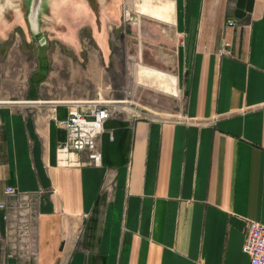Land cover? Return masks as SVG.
Masks as SVG:
<instances>
[{
	"label": "crops",
	"instance_id": "0c3cea01",
	"mask_svg": "<svg viewBox=\"0 0 264 264\" xmlns=\"http://www.w3.org/2000/svg\"><path fill=\"white\" fill-rule=\"evenodd\" d=\"M173 1L182 112L110 117L99 165L56 162L71 105L36 91L0 103V264H249L246 225H264V0Z\"/></svg>",
	"mask_w": 264,
	"mask_h": 264
},
{
	"label": "rangeland",
	"instance_id": "374dc122",
	"mask_svg": "<svg viewBox=\"0 0 264 264\" xmlns=\"http://www.w3.org/2000/svg\"><path fill=\"white\" fill-rule=\"evenodd\" d=\"M0 3V90L11 96L0 103L22 102L36 91L40 102H108L113 116L181 114L176 36L166 18L174 12L173 0H47L42 30L48 43L43 49L28 34L23 0ZM143 12L166 16L160 20ZM138 63L176 76L178 94L138 83Z\"/></svg>",
	"mask_w": 264,
	"mask_h": 264
},
{
	"label": "built area",
	"instance_id": "2783aa9c",
	"mask_svg": "<svg viewBox=\"0 0 264 264\" xmlns=\"http://www.w3.org/2000/svg\"><path fill=\"white\" fill-rule=\"evenodd\" d=\"M69 104L68 114L65 119L57 124L66 129V138L56 147V162L59 165H80L82 162L76 157L80 152H87L89 163L99 165L101 152L98 148V139L103 131V123L113 116L115 109L108 102L91 99L84 100H56L54 106ZM140 117V114L136 115ZM6 195H16V189L8 185L4 189ZM25 196V195H24ZM23 196H21L22 198ZM5 202L0 201V210L5 211L3 217L9 215ZM27 233V227L23 234ZM242 251L247 254L249 264H264V225L257 221H249L246 225L245 238ZM35 257V254H31Z\"/></svg>",
	"mask_w": 264,
	"mask_h": 264
},
{
	"label": "water",
	"instance_id": "95a60500",
	"mask_svg": "<svg viewBox=\"0 0 264 264\" xmlns=\"http://www.w3.org/2000/svg\"><path fill=\"white\" fill-rule=\"evenodd\" d=\"M24 3V21L27 31L32 40H36L40 49L48 43V37L42 30L43 17L48 13L47 0H23ZM1 4V3H0ZM41 58V67L44 64L43 54L38 53Z\"/></svg>",
	"mask_w": 264,
	"mask_h": 264
},
{
	"label": "bare ground",
	"instance_id": "6f19581e",
	"mask_svg": "<svg viewBox=\"0 0 264 264\" xmlns=\"http://www.w3.org/2000/svg\"><path fill=\"white\" fill-rule=\"evenodd\" d=\"M142 64V63H141ZM138 63L135 72L138 83L155 85L162 91L173 95L178 94V80L176 76L170 75L153 67ZM152 87V86H151Z\"/></svg>",
	"mask_w": 264,
	"mask_h": 264
}]
</instances>
